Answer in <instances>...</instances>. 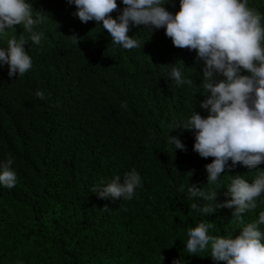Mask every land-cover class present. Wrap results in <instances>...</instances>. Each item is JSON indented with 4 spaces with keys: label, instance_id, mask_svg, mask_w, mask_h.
I'll return each mask as SVG.
<instances>
[{
    "label": "trees",
    "instance_id": "obj_1",
    "mask_svg": "<svg viewBox=\"0 0 264 264\" xmlns=\"http://www.w3.org/2000/svg\"><path fill=\"white\" fill-rule=\"evenodd\" d=\"M26 2L45 14L34 28L44 35L40 45H25L32 66L23 76L10 78L8 65L0 64V164L11 157L17 177L11 189L0 185V264H225L211 257L210 245L187 252L189 229L203 222L211 236L236 238L264 211V193L237 219L235 208L193 210L194 203L212 202L188 188L215 191V202L224 203L231 180L252 183L264 163L249 169L229 161L208 183L205 166L214 158L200 157L195 131L180 127L193 112L209 114L200 107L211 94L196 51L175 47L165 28L143 25L128 33L141 47L126 50L111 42L102 22L82 23L68 0ZM116 2L114 19L125 7ZM248 6L264 25V0ZM164 7L175 15L179 0ZM20 34L30 35L22 25L6 29L0 49ZM173 66L193 83L177 85L169 76ZM133 170L141 185L131 200L101 199L93 191ZM259 230L264 234V225Z\"/></svg>",
    "mask_w": 264,
    "mask_h": 264
},
{
    "label": "clouds",
    "instance_id": "obj_2",
    "mask_svg": "<svg viewBox=\"0 0 264 264\" xmlns=\"http://www.w3.org/2000/svg\"><path fill=\"white\" fill-rule=\"evenodd\" d=\"M168 0H122L125 5L122 14L113 18L118 11L116 0H68L77 8L75 15L82 23L95 21L101 24L111 36V42L126 50L141 47V41L130 37L131 26L165 28V34L175 47L195 50L197 58L204 62L203 88L210 98L200 104L207 109V118L193 112L184 123V130L195 131L193 150L202 158H214L206 165L207 181L215 183L226 165L231 161L249 169L264 163V25L262 16L248 6V0H179L180 10L173 15L164 5ZM45 14L33 12V5L26 0H0V35L6 29L22 25L30 35L7 41V49H0V64L8 65L9 77L23 76L32 66V60L25 45H40L43 33L34 31L43 23ZM73 43L78 38L70 37ZM180 63H183L182 61ZM247 73L242 75L241 71ZM177 85L187 83L182 70L173 66L169 73ZM220 77H223L221 79ZM39 99H45L43 91H37ZM126 107V104L124 105ZM177 149L186 150L176 137H169ZM9 157L0 164V185L11 189L17 177ZM141 185L139 174L133 170L121 177L116 176L100 189H93L99 198L131 200L135 190ZM192 197H202L212 202L203 208L192 204L193 210L202 214H213L220 208H235L232 213L237 219L246 211L257 207L256 199L264 193V171L252 183L241 176L231 180L224 203H216L217 193H205L196 185H190ZM104 209H107L105 206ZM264 225V211L256 221L243 227L236 238H223L208 234L210 224L203 222L189 229L187 252L204 251L209 245L211 257L225 264H264V234L259 226ZM178 264V261L174 262Z\"/></svg>",
    "mask_w": 264,
    "mask_h": 264
}]
</instances>
